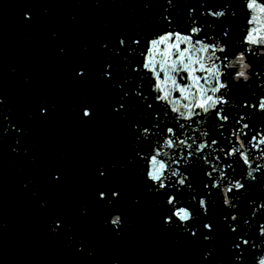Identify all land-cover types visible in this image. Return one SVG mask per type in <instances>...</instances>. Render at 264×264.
I'll return each instance as SVG.
<instances>
[{
  "label": "snow or ice",
  "instance_id": "obj_1",
  "mask_svg": "<svg viewBox=\"0 0 264 264\" xmlns=\"http://www.w3.org/2000/svg\"><path fill=\"white\" fill-rule=\"evenodd\" d=\"M247 6L249 9L256 7V0H249ZM260 10L264 12V7H261ZM193 12L194 8L189 7L190 16ZM210 14L213 16L224 15L223 12H211ZM191 23L193 26L190 29H186L184 32L162 33L149 37L146 41H143V43L141 39L131 40V44L141 50V56L143 57V59L138 62V66L132 67V71L138 72L142 68L144 71L152 74L154 81L153 90L162 93L158 94L155 99L170 105L171 112L177 114V123L182 130L180 133H177L171 126L165 125L164 127H159V125H156L158 134L164 136L162 147L172 149L173 151L162 159L161 157L164 156L163 151L154 149L153 154L146 158L149 162V166L146 170L148 180L153 182L152 185L157 192L163 189L169 193L166 197V203L170 206V216L165 217V223L171 222L174 217L178 218L181 222H187L191 220L193 215V213L188 210V207H178L179 200L171 191L173 187L177 193L182 188H187L191 191L194 187L189 183V174L179 168L182 161L186 162L189 159H203L205 164H209L210 159L212 160L210 170H202L204 175L208 177L202 184V187L206 189L207 192L202 193L197 201L200 208L203 210V214H207L208 212V200L204 197L205 195H211V188L222 189L224 197L223 202L229 209H235L236 207L234 202L236 196L233 195V193H240L241 190L246 189V184L241 182L245 179L243 176L241 179H235L233 177L228 179L226 184L224 183L227 175L225 170L232 168L237 162L234 159L230 160V157H238L243 165L246 166L248 180H257V176L254 175V173H259L260 175L264 174V163L256 162L257 159L264 160V147H261L264 146V131L254 132L250 128L249 123L246 121L247 113H243L237 117H231L229 109L223 107L229 103V100L226 99L229 93L222 90L228 89L231 83L225 78L232 76L237 82L240 80L246 82L249 78L246 72L248 65L244 63L245 52L230 53L227 51V39H218L211 44L201 39H196L201 29L195 26L196 21L194 16H192ZM223 36L225 38L229 36V32L226 28L223 30ZM247 36L248 39L246 43L259 45L260 40H264V37H257L255 30L247 33ZM119 44L121 47H124L126 42L121 39ZM165 44H167V47L161 50L160 46ZM248 51L252 50L249 49ZM218 52L220 55H217ZM157 53L163 57L159 62L155 60V55ZM197 53H206L207 55L196 56ZM194 56H196L195 59H193ZM230 56L233 57V59L230 60ZM194 65L198 67H194ZM229 67L238 70L229 72L227 71ZM222 68L224 71L221 70ZM161 73L164 74L163 78L161 77ZM197 73H206V75H197ZM254 74L261 77L264 75V72H255ZM78 75H82V73H78ZM104 75L105 77H109L110 73L106 70ZM189 80L191 81L190 83H188ZM169 81L172 85L171 90L162 87V85H167ZM193 89H195L194 92L192 91ZM173 91L179 92L180 95L176 97L175 100L170 101L169 97L172 95ZM189 93H191V97ZM137 94L144 98L142 93ZM128 95V92L123 93V97H127ZM182 100L186 101V103H181ZM147 106L151 108L152 104H148ZM240 106L242 108H251L264 112V96L260 98L258 105L253 102L243 101ZM123 108L124 104H119L115 110L120 111ZM83 115L89 117L90 111L85 108L83 110ZM164 115L167 116L168 112L165 111ZM230 117L231 131L226 141V146H218L213 149L212 153H205V149L210 148L212 145H217L215 139L209 141L207 139H201L200 137L189 136L183 132L186 127L191 128L192 131L195 132L197 128L193 126H199L205 119H215L218 121L217 126L223 129L225 123L230 121ZM181 120L189 121L190 123L187 125L179 123ZM133 127H136L137 131L143 134H150L149 128L147 127L143 129L134 125ZM246 129H248V131H245ZM221 135L223 136L224 133L221 132ZM181 136H183V138H181ZM203 137H208L207 131H203ZM252 149L259 152V157L251 155L250 150ZM177 153H179V156ZM197 153L200 155H197ZM137 155H139V153H137ZM173 165H176V167H173ZM217 174L219 179H217ZM165 181H167V183H165ZM112 196L116 198L118 193L113 192ZM100 198L105 199V194L103 192L100 193ZM192 198L196 199L195 196ZM259 208L264 209V203H261ZM238 218L237 214L233 211H230L228 216L223 217L225 222H229L228 229L231 233H236L238 230V226L235 225ZM119 222V216L112 220L113 224L118 225ZM242 222L245 224L248 223L247 219ZM203 228L206 232L212 231L211 223L205 222ZM190 234L196 235V232L192 231ZM259 234L261 238H264V224L259 225ZM204 239L209 240L210 237L205 236ZM235 240L236 242L233 247L238 252H242V249L247 248L249 245V239H246L243 235L236 236ZM255 246L256 244L252 243L251 247L254 248ZM236 259L240 260V256H237ZM258 264H264V253H262V258L259 259Z\"/></svg>",
  "mask_w": 264,
  "mask_h": 264
},
{
  "label": "water",
  "instance_id": "obj_2",
  "mask_svg": "<svg viewBox=\"0 0 264 264\" xmlns=\"http://www.w3.org/2000/svg\"><path fill=\"white\" fill-rule=\"evenodd\" d=\"M190 23L192 16L196 21V27L201 29L198 39L206 43H213L215 40L227 39L226 50L230 53L245 52L244 63L248 65L246 72L248 80L235 81L232 76L226 77L230 83L227 91L229 105L237 117L247 113L246 121L254 132L264 131V112L251 108H242L243 101L259 104L260 98L264 96V75L256 76L255 72H264V40L260 44L246 43L247 33L253 32L257 37H264V12L260 9L264 7V0H256V7L249 9V0H178ZM189 7L194 8L190 16ZM211 12H223V16H213ZM192 25V23H191ZM193 26V25H192ZM227 29L228 37L223 36V30ZM251 49L252 51H248ZM207 55V54H206ZM217 55H220L218 52ZM233 57L230 56V60ZM224 71V69H221ZM238 69L229 67L227 71L235 72ZM245 131H248L246 129ZM264 147V146H261ZM254 157H259V152L250 150ZM257 163H264V160L257 159ZM260 184L264 192V174L257 173Z\"/></svg>",
  "mask_w": 264,
  "mask_h": 264
}]
</instances>
